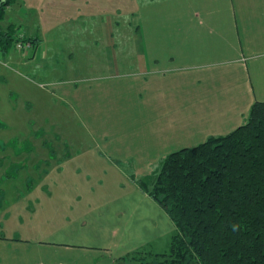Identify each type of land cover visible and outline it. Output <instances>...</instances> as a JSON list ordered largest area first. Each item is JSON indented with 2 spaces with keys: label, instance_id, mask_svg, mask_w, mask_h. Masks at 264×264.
I'll return each instance as SVG.
<instances>
[{
  "label": "rangeland",
  "instance_id": "374dc122",
  "mask_svg": "<svg viewBox=\"0 0 264 264\" xmlns=\"http://www.w3.org/2000/svg\"><path fill=\"white\" fill-rule=\"evenodd\" d=\"M13 1L6 5L0 25L15 24L14 12L33 7L39 13L45 36L61 39L64 30L66 35L70 31L63 24L59 29L48 28L52 17L58 20L56 23L66 24L73 12L82 10L86 0H74L67 9L53 6L55 0ZM240 1L154 0L147 6L148 0H99V7L100 16L105 15L107 20L121 18L123 36L132 31L130 12L137 11L138 31L146 38L147 34L160 32L164 22L186 17L177 13L179 6L233 5L235 21L243 32L245 14L238 10ZM250 16L261 24L260 39L264 38V15ZM15 25L16 35L24 33L33 40L25 34L24 26ZM75 47L74 43L67 47L76 53L69 56L70 60L68 56L66 61L58 57L57 66L66 70L54 73L53 78H41L24 67H15L5 55L7 65L0 63V264H170L157 254H170L171 240L178 231L148 190L165 157L181 145L171 144L170 151L162 150L157 156L130 157L134 140L148 135L145 115L142 113V122L136 125L137 118L131 112L123 111L122 115L117 110H104L114 93H98V84L87 80L92 70L80 65V52ZM11 51L29 54L14 46ZM238 65L241 63L233 66V86L223 85V80L229 78H203L208 93L202 90V114L211 107L207 116L202 115L204 125L227 124L230 133L248 121L250 109L228 116L227 122V116L217 111L225 104L233 111L249 102L247 85L242 82L245 72ZM261 77L259 89L255 79V101L264 100ZM48 79H54V83H48ZM110 84L105 83V87L112 88ZM133 88L134 93L144 97L139 87ZM229 92L233 98L226 100ZM215 128L202 126L193 144L205 141ZM24 157L28 167L19 166ZM107 209H115L116 220L105 219ZM41 240L85 245L66 253L52 248L53 244H40ZM180 264L198 263L190 260Z\"/></svg>",
  "mask_w": 264,
  "mask_h": 264
},
{
  "label": "crops",
  "instance_id": "0c3cea01",
  "mask_svg": "<svg viewBox=\"0 0 264 264\" xmlns=\"http://www.w3.org/2000/svg\"><path fill=\"white\" fill-rule=\"evenodd\" d=\"M73 1L55 0L52 4L67 9ZM150 1L148 0L147 6L154 2ZM101 3L103 4V1ZM261 4L264 2L259 0L240 1L241 7L238 10L245 14L243 32L239 22L235 21L236 10L233 5L229 7L194 5V8L177 7L179 8L177 13L187 16L180 20L178 18L179 21L164 22L160 32L147 34L146 38L138 31L137 11L130 12L133 18L129 21L132 31L129 36H123L121 18L117 16L115 21H110L105 15L100 16L99 0L96 2L86 0L81 4L82 10L73 12L70 15L72 20L66 24L63 21L56 23L58 20L52 17V23L48 28L59 29L63 24L64 28L70 31V34L66 35L64 30L61 39L53 38L51 35L45 36V29L41 27V19L36 9L21 8V12L20 10L14 12L17 14L15 24L24 26L25 34L33 39L35 45L26 56L11 51L12 54H7L5 58L6 60L9 58L10 64L15 67L26 68L32 75L36 74L41 78L47 75L53 78L54 73H63L66 70V67L57 66L58 57L61 61H66L67 56L69 59L73 53L76 54L74 48H67L71 43L76 44L75 48L80 52L78 59L80 65L92 70L87 80L98 84V93H114L110 104L107 103L104 110H117L122 115L123 111L131 112L130 115L137 118L136 125L142 122L139 118L142 113L145 115L148 135L134 140L135 144L129 156L153 154L157 156L162 150L170 151L171 144L181 145L178 150L200 144H193V139L196 131L202 126L216 127L211 136L228 134L227 124L216 123L214 126L203 124L202 115L207 116L211 109V107L206 109L202 114V90L208 93L207 89L203 88V78L209 76L214 79L229 78L223 80V85L233 86L235 83L233 66L235 63H241L238 67L245 72V81L242 82L247 85L249 102L242 104L241 108L236 106L233 111L230 110L231 106L225 104L217 111L227 116L225 118L227 122L230 119L228 116L241 114L242 109L245 113L251 109L257 99L255 79L259 83V89L261 75L264 77L262 61L264 38L260 39L262 28L261 24L250 16L259 15L256 16L259 18L264 15V6ZM74 16L77 20H74ZM47 81L54 83V79ZM107 82L113 84V87H105ZM135 86L144 92V97L141 93L140 96L139 93H134ZM261 94L264 95V91ZM205 97L208 99V95ZM225 97L226 100L231 99L233 93L229 92ZM217 111L213 114L215 115ZM127 142L132 143V140ZM26 161L24 157L19 166L28 167ZM105 212L107 214L108 209ZM114 212L115 209H111L107 214L108 218L105 219L116 220L117 213ZM120 220L122 219L118 221ZM39 243L53 244L52 248L66 253L73 252L74 247L85 245L45 240Z\"/></svg>",
  "mask_w": 264,
  "mask_h": 264
},
{
  "label": "trees",
  "instance_id": "16d2710c",
  "mask_svg": "<svg viewBox=\"0 0 264 264\" xmlns=\"http://www.w3.org/2000/svg\"><path fill=\"white\" fill-rule=\"evenodd\" d=\"M13 2L4 1L0 23ZM16 31L0 25L5 56ZM148 191L178 231L170 254H157L165 263L264 264V100L230 133L171 152Z\"/></svg>",
  "mask_w": 264,
  "mask_h": 264
},
{
  "label": "built area",
  "instance_id": "2783aa9c",
  "mask_svg": "<svg viewBox=\"0 0 264 264\" xmlns=\"http://www.w3.org/2000/svg\"><path fill=\"white\" fill-rule=\"evenodd\" d=\"M24 36V33H18V35H16L15 43L13 46L21 51L28 52L29 49L33 46V43L31 40L27 39ZM3 57V52L0 48V63L7 65V62L3 60Z\"/></svg>",
  "mask_w": 264,
  "mask_h": 264
},
{
  "label": "water",
  "instance_id": "95a60500",
  "mask_svg": "<svg viewBox=\"0 0 264 264\" xmlns=\"http://www.w3.org/2000/svg\"><path fill=\"white\" fill-rule=\"evenodd\" d=\"M5 0H0V8L2 7Z\"/></svg>",
  "mask_w": 264,
  "mask_h": 264
}]
</instances>
